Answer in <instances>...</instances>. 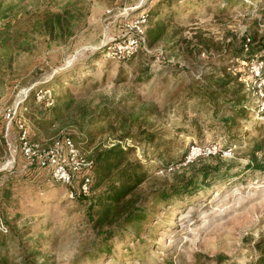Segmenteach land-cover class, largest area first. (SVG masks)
Masks as SVG:
<instances>
[{"label": "rangeland", "instance_id": "obj_1", "mask_svg": "<svg viewBox=\"0 0 264 264\" xmlns=\"http://www.w3.org/2000/svg\"><path fill=\"white\" fill-rule=\"evenodd\" d=\"M135 4L158 13L155 19L168 13L167 19L147 23L151 30L165 26L162 37L149 47L145 43L147 66L136 58L119 62L107 55L132 16L118 13L117 0H0V221L6 230L0 231V254L5 264H257L264 250V170L248 164L249 150L258 144L256 164L264 166V84L256 87L249 68L253 60L264 62V51L230 59L222 50L244 37L254 38L253 45L264 41V0L252 2L253 9L239 2L220 4L223 10L213 0ZM56 13L62 16L61 30L50 38L43 23ZM235 73L242 74L238 81L249 110L226 129L210 120V111L192 108L186 83ZM54 106H62L56 120L50 115ZM113 111L110 126L91 120ZM121 119L124 128L140 133L139 140L121 137ZM101 126L105 132L95 130ZM23 133L34 145L32 164L23 155ZM62 137L91 162L95 146L118 143L131 150L138 170L147 173L139 193L202 165L220 171L190 197L163 208L147 206L151 213L139 234L113 237L110 250L92 258L107 229L88 220L101 186L77 195L80 178L61 184L51 167L39 164L43 151ZM89 175L92 185L91 169Z\"/></svg>", "mask_w": 264, "mask_h": 264}, {"label": "trees", "instance_id": "obj_2", "mask_svg": "<svg viewBox=\"0 0 264 264\" xmlns=\"http://www.w3.org/2000/svg\"><path fill=\"white\" fill-rule=\"evenodd\" d=\"M217 3V9L223 10L226 6L232 2H239L242 8L249 7L253 9L252 2L256 0H213ZM225 2V3H224ZM220 4L222 6H220ZM75 3H70V7H73ZM67 8V7H66ZM64 9V8H63ZM157 9V8H156ZM153 9V11H157ZM150 10V9H149ZM64 13H69L64 11ZM158 13L147 14L148 22H158L164 20L168 13L159 15V18L155 19ZM173 14V13H171ZM155 19V20H154ZM167 19V18H166ZM1 20V17H0ZM154 20V21H153ZM62 16L60 14H52L47 17L43 23L46 34L52 38L55 32L61 30L60 22ZM146 23V28H147ZM145 28V41L146 32L151 34V40H148L147 46H151L153 42L162 37L164 33V25L156 24L152 30ZM61 35V33H59ZM58 35V36H59ZM254 38L244 37L239 45H230L227 43L223 48L222 56L229 55L230 59H242L246 56H251L258 51H264V41H261L257 45H253ZM264 56V55H262ZM264 60V57H262ZM138 59L140 65H148L149 53L146 47L132 53L128 57L116 58L110 56L111 61L116 60L119 62H127L133 59ZM225 58V57H224ZM223 60V59H222ZM222 70H225V65H221ZM147 70V67L140 70L143 73ZM241 73H235V75L225 74L221 78H214L208 76L204 81L191 80L186 83V94L193 102V109L210 111L212 113L210 120H219L224 126L223 128L230 129L238 124L239 118L247 114L249 110L247 93L244 92V85L239 82ZM148 78V76L146 77ZM70 96V95H66ZM65 96V97H66ZM62 106L51 107L50 115L52 120H56L55 112L59 111ZM113 113H105L101 117H92V121L100 122L106 121L108 126L114 121L109 117H114ZM264 115V110L261 111ZM97 118V119H96ZM125 119H121L118 127L123 128L121 137L130 140H139L140 133L132 132L124 128ZM105 132L103 127H97L95 130ZM83 131L89 132L88 128H83ZM259 150L258 144L253 145L249 150V157L252 159L249 167H253L258 170H264V166L256 164L255 153ZM131 150L125 149L122 145L115 143L109 147L102 148L95 146L92 151V166L91 171L95 178V182L90 185V189L96 190L99 186L100 189L96 193V199L90 204L91 213H89L88 220L91 221L92 227L107 226V229L102 232L101 242L95 245L94 250L91 252L92 258L100 257L103 251H109L107 242L113 237L125 236L124 234H139L143 221L150 214L146 207L151 206L154 208H163L164 206H170L173 201L181 199L183 197H190L194 195L202 185L205 186V180L209 176L217 174L220 169L218 166L202 165L196 172L190 173L188 176H184L171 181L170 183L163 184L157 188L151 189L145 193H139L136 191L139 185H141L147 178V173L138 170L139 164L130 155ZM169 159V156H166ZM131 229L134 233H131ZM6 258L0 254V264H5ZM257 264H264V250L261 251Z\"/></svg>", "mask_w": 264, "mask_h": 264}, {"label": "built area", "instance_id": "obj_3", "mask_svg": "<svg viewBox=\"0 0 264 264\" xmlns=\"http://www.w3.org/2000/svg\"><path fill=\"white\" fill-rule=\"evenodd\" d=\"M117 1L119 2V6L117 7L118 13L121 15L123 14L122 16H124V19H127L130 14H132V16L130 17L129 23H126L127 32L120 41L107 47V55L109 57L124 58L145 47V28L149 9L145 6L141 8L136 7L135 0ZM106 13H112V9L107 10ZM262 68H264V62L257 60L251 61L249 73L254 79L256 87H260L264 84ZM260 110H264V102L261 103ZM21 140L23 155L28 159L29 163L32 164L35 160L34 145L26 141L25 133L22 134ZM43 152L44 153L40 155L39 164L51 167L55 181L70 186L74 183L75 178H80L77 195L85 196L89 193L91 181L89 170L92 162L86 161L78 155L70 138L62 137L56 140L49 149ZM83 170L85 172L81 174ZM70 197H73L72 191ZM0 231H6L1 221Z\"/></svg>", "mask_w": 264, "mask_h": 264}]
</instances>
